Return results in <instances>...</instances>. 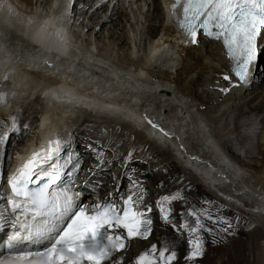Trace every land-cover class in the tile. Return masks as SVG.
<instances>
[{
  "label": "bare ground",
  "instance_id": "1",
  "mask_svg": "<svg viewBox=\"0 0 264 264\" xmlns=\"http://www.w3.org/2000/svg\"><path fill=\"white\" fill-rule=\"evenodd\" d=\"M80 2L86 6L79 5ZM64 5H67L66 0H7V6L0 8V32L8 36L9 49L5 54V44L0 42V79L6 72L10 77L6 86L0 85V91L6 90L10 94L7 103L0 108V119L15 113L17 109L23 110L19 115L22 133L19 144L12 146L15 152L13 157H17L19 151L28 152L31 147L34 150L46 142L52 133L70 127L73 137L69 138L68 148L62 155L72 152L79 159L84 158L72 190L81 192L88 202H103L106 198H118L120 192H128L129 179L122 182L124 169H127V176H135L144 188L147 187L144 177L159 186L155 188L157 190L151 188L153 192H146L144 205H141L151 206L156 213L155 216L150 215L154 220L152 234L147 240L131 242L126 250L115 256H123L124 264H131L135 256L151 245L156 244L160 248L167 241L174 243L177 252V259L172 264H191L185 260L189 251L187 232L180 228H176L175 233H172L171 227V231L162 229L155 201L178 190H182L188 201L185 207H208L202 202L217 201L212 200L211 195L207 197L197 184H193L192 175L185 179L179 176L178 165H171L169 163L174 161L168 160V152L175 151L173 159L179 162L183 160L184 163L186 156V164L193 171L209 175L212 179L211 183L209 181L210 188L224 187L221 189L226 190L230 198L238 200L246 194L242 203L248 216H251L247 217V230L253 227L248 231L241 229L244 214L234 208H225L229 210L227 217L233 223L234 212L240 215L236 235L227 236L226 242L213 244V237L203 232L206 253L194 264H210L219 252L222 253L219 254L221 260H216V264H264V244L259 242L260 237L264 238V233L256 223L261 218L264 226V78H259L264 66L260 69L256 64L252 68L247 85L233 87L236 81L228 82L223 78L231 61L219 42L199 33L197 45L188 43V38L181 37L172 23L165 0H116V4H113V0L108 3L106 0L90 10L87 9L92 5V0H73L68 13L61 11V7H54ZM8 7L12 8L11 12L7 10ZM160 17V23L156 24ZM147 21L145 34L140 31L142 35L138 39L136 29L139 24H147ZM57 27L60 30L58 36ZM148 35L152 37L146 43ZM258 42L257 62L264 56V36L258 38ZM141 48L144 52L142 55L139 53ZM49 49H67L70 53L64 64L65 71L55 77L51 75L55 69L43 67V60L52 54ZM13 51L17 53L16 56L11 55ZM112 53L116 54L115 60H112ZM56 64L59 67L60 61H56ZM73 65L78 66L74 71L66 70ZM222 88L229 91L222 92ZM164 89L176 91L169 96L165 95ZM11 93H15V96H11ZM52 93L63 98L54 100ZM37 100L40 105L36 106L33 103ZM35 110L39 113L30 118L29 113ZM144 116L153 121H163L166 127L171 126L185 147L188 141L186 137L190 134L189 125L194 130L196 128L201 135L198 138L204 141L206 150H201L209 156V163L189 160L177 143L173 145L174 148L167 146L168 151L160 149L157 154L144 150L145 145L152 143L146 139L144 130L150 129L146 127L148 124L143 120ZM97 121H101L102 125H96ZM204 121L217 125L213 135L235 154L243 167L254 170L252 174L256 185L251 189L239 183L235 174L238 169L234 166L230 174L224 173L227 183L220 179L218 173L223 171L220 162V159H224L223 150L209 134ZM222 122L225 133L218 132ZM25 123L31 126L27 135L23 134ZM254 127L258 129L255 134L251 132ZM127 135L129 138L125 139ZM158 135L163 138L160 133ZM86 136H89V140H86L88 143L80 147ZM36 137L41 138L37 141ZM172 140L177 141L175 138ZM140 141L144 144L142 148L139 147ZM209 141L215 145V150ZM132 148L135 149L134 159L125 165L124 158ZM94 150H103L108 160L113 162L110 165L105 162L102 169H94L93 165L97 163ZM146 152H152L149 156L152 160L148 157V165L136 166L144 162ZM244 154L250 157L242 159ZM18 160L19 157L8 166L5 157L0 161L2 172L12 169ZM101 181L103 183L99 185ZM173 185L174 190H168ZM109 193L112 195L109 196ZM0 204L6 205L5 195L0 198ZM183 205L184 201L172 202L174 218L177 211L180 216ZM254 208L261 210L253 211ZM187 219L192 220L191 217ZM204 223L209 229L217 228L211 221Z\"/></svg>",
  "mask_w": 264,
  "mask_h": 264
},
{
  "label": "snow or ice",
  "instance_id": "2",
  "mask_svg": "<svg viewBox=\"0 0 264 264\" xmlns=\"http://www.w3.org/2000/svg\"><path fill=\"white\" fill-rule=\"evenodd\" d=\"M105 2L106 0H101V3ZM113 4H116V0H113ZM6 6L7 0H0V8ZM54 7H61V11L67 12L72 3ZM168 7L172 23L188 38V43L197 45L199 33L220 42L224 54L235 65L236 83L233 87H243L249 83L260 48L258 38L264 36V0H173ZM7 10L11 12L12 8L8 7ZM59 31L57 27V36ZM0 42L5 44L4 52L7 54L8 36L3 32H0ZM48 51L52 54L43 60V67L55 69L51 75L62 74L67 57L70 56L69 51ZM11 55L16 56L17 53L13 51ZM56 61H60L59 67ZM77 67L73 65L66 70L74 71ZM224 79L229 80L230 77L226 75ZM9 80L6 72L0 79V85L6 86ZM220 90L229 91L228 88ZM9 95L6 90L0 91V108L7 103ZM11 96L14 97L15 93H11ZM52 96L54 100L63 98L56 93H52ZM22 111L17 109L15 113L0 119V161L7 157L8 162H11L8 146L11 143L14 147L13 137L19 139L21 136L19 115ZM143 120L163 138L169 141L173 138L180 140L174 132L164 130L147 116ZM30 130V124H23L24 135ZM256 131L258 129L255 127L251 129L253 134ZM72 137L73 133L67 126L52 133L38 150L32 151L14 173L8 176L7 185L11 190V198L7 199L6 205L0 204V227L7 228L10 223L15 233L6 241L0 242V264H124V257H116L115 254L126 250L131 242L147 240L152 234L154 220L149 213L153 209L147 205L142 209L140 207L144 205L147 190L133 175L128 177V194L120 201L106 198L102 203L92 206L76 203V198L82 193L72 189L82 163L72 152L62 155ZM208 143L215 150V145L211 141ZM180 149L188 155L183 143L180 144ZM94 152L97 161L93 165L94 169H102L105 162L109 165L113 162L108 160L103 150ZM134 152V148L128 151L124 158L125 165L134 159ZM189 160L206 163L198 156H189ZM221 163L223 171L218 175L227 183L224 173L230 174L232 166L224 159ZM2 179L0 175V181ZM3 187L0 182V198L4 197ZM178 200L184 201L179 228L189 236V251L185 256L187 262L194 264L205 256L203 232H208L213 237V244L226 242L227 236L236 235L240 219L238 216L237 224H234L228 217L220 215L223 206L216 205L213 201L202 202L208 207H185L188 201L182 190L161 196L155 201L160 214L159 220L163 225L172 224L175 229L170 217L173 212L172 202ZM213 208L216 209L215 213ZM20 216L24 217L23 222ZM188 217L192 220H188ZM206 220L216 225V230L207 228L204 223ZM176 259L174 243L165 241L160 248L156 244L151 245L135 256L131 264H172Z\"/></svg>",
  "mask_w": 264,
  "mask_h": 264
},
{
  "label": "rangeland",
  "instance_id": "3",
  "mask_svg": "<svg viewBox=\"0 0 264 264\" xmlns=\"http://www.w3.org/2000/svg\"><path fill=\"white\" fill-rule=\"evenodd\" d=\"M158 17H159V14L157 15ZM160 19H161V17L158 19L159 21H157V23L156 24H158V23H160ZM141 26V27H140ZM147 27H148V21H147V24H146V22L144 23V25L142 24H139L138 25V28L136 29V31H137V35H138V39H140V36L146 31V29H147ZM145 30V31H144ZM142 32V34L140 35V33L139 32ZM145 34V33H144ZM140 35V36H139ZM151 37H152V35H148L147 36V40H146V43H148L149 42V40L151 39ZM142 40V39H141ZM143 42V40L141 41V43ZM141 46H143V43L141 44ZM113 52V51H112ZM145 52H146V50H145ZM140 54L142 53H144L143 52V48H141V50H140V52H139ZM141 54V55H142ZM112 56H114V58H112V60H115L116 58H115V56H116V54L115 53H112L111 54ZM110 59V58H109ZM264 66V56L261 58V60L258 62V67L261 69L262 67ZM259 78H264V71L262 72L261 71V73H260V75H259ZM173 89V88H172ZM172 91V92H171ZM176 90H170L169 92H168V94H173V92H175ZM168 94H165V95H168ZM169 95V96H172V95ZM173 98V97H172ZM173 100V99H172ZM39 100H37V102H34L33 104H36V106L37 105H40V101L38 102ZM193 102L195 103V104H199L198 103V101L197 100H193ZM35 107V105H33V108ZM40 108V107H39ZM35 109V108H34ZM39 112H37L36 110L35 111H33L32 113H29V114H31V116H30V118H32V117H34V116H36V114H38ZM34 114V115H33ZM204 123H205V125H206V129L208 130V132H210L209 134H211L212 135V137L214 138V140L218 143V145L222 148V150H223V152H224V154L229 158V160H231L234 164H236V166H237V168H238V176H237V180L239 181V183H243V184H245L244 186H246V188L247 189H251V187H253L254 185H256V180H255V176L252 174L253 172L252 171H254V170H250V169H246L245 167H243V165L238 161V158H236V156H235V154H233L231 151H229L227 148H225L223 145H222V143L220 142V140H219V138H217V136H215V135H213V130L217 127V125H213V124H210V123H207V122H205L204 121ZM95 124L96 125H102V123H101V121H97V122H95ZM223 124H224V122H222V125H220L219 127V129H218V132H224L225 133V130L226 129H223ZM190 126V131H189V133L190 134H188L187 135V140L188 141H186L185 142V144H186V146L187 147H192L194 150H198L199 148L200 149H205V144L203 145V143H204V141H202V140H200L199 138H198V136L199 137H201V135L199 134V132H198V130L195 128V130H194V128L193 127H191V125H189ZM102 129V128H101ZM221 129V131H219ZM192 132V133H191ZM84 136V135H83ZM129 138V135H127L126 137H125V139H128ZM25 138V137H24ZM37 138V137H36ZM35 138V139H36ZM41 137H38L37 138V141L40 139ZM85 140H84V142L82 143V145H80V147H84L87 143H88V141H86V140H89V136H86V137H83ZM190 138V139H189ZM13 139H15V146L17 145V144H19V141H18V139H16L15 137H13ZM34 139V140H35ZM198 139V140H197ZM34 140L31 142V143H33L34 142ZM31 141V140H30ZM200 141H201V143H200ZM193 143V144H192ZM198 143H200V144H198ZM11 144V143H10ZM150 145H145L144 146V144H143V142H139V147H143L144 146V150L145 149H147V151H150V150H152V152L153 153H155V154H157V152H159V150L160 149H165L166 151H168L169 149H167V148H163V147H156L153 143H149ZM151 144L153 145V146H151ZM189 145V146H188ZM200 145V146H199ZM20 145H18V147H19ZM146 147V148H145ZM151 147H153V148H151ZM10 149H8V151H10L11 152V162L12 161H14V160H16L18 157H19V159L21 158V157H23L26 153H28L29 151H31L32 150V147H31V150H29L28 152H25V151H19V152H17V157H13V155L15 154V152H13V149L14 148H12V145H10V147H9ZM11 149H12V151H11ZM154 150V151H153ZM206 150V149H205ZM152 152H146L145 154H144V156H145V160H144V162L143 163H139L138 165H136V166H143V165H148V163H149V161L147 160V158L151 155V153ZM171 152V151H170ZM170 152H168V160H171V161H174V162H172V163H169V164H171V165H178V170L181 172V173H179L180 175L179 176H182V178H186V177H188V176H191V179H192V182H193V184H197L201 189V191L204 193V194H206L207 195V197L209 196V195H211L212 197H213V199L212 200H215V201H217V202H215V204L216 205H222L223 206V209L221 210V212H220V215H223V216H225V217H227L228 216V214L226 213L227 211H229L228 209L226 210L225 208H234L236 211H239V212H241V213H243L244 214V224L240 227L241 229H243V230H247V225H249L248 223V218L247 217H251V216H248L249 214H248V212H247V209H246V207L243 205V203H242V201H244L245 200V198H246V194H244V195H242V198L240 199V200H238V199H234V197H229L227 194H226V190H222L221 188H224V187H220V188H210L209 187V185H207L205 182H203V180H202V178H200L197 174H193L189 169H185V168H183L182 169V165L179 163H177L176 162V160H174L173 159V154H171ZM141 153H143V152H141ZM140 153V154H141ZM239 157H241V156H239ZM250 156L249 155H243L241 158L242 159H248ZM149 160H152V158L151 157H149ZM80 161L82 162V161H84V158H81L80 159ZM7 162V165L8 166H11L13 163H9L8 162V160L6 161ZM124 179H122V182H124V181H126L127 179H128V177H129V175L127 176V169H126V171H125V169H124ZM125 172H126V174H125ZM128 173H130L129 171H128ZM242 173V174H241ZM240 174V175H239ZM240 176V177H239ZM105 178H107V176H104ZM153 177V176H152ZM193 177V178H192ZM239 178V179H238ZM144 181L147 183V187H146V189H147V191H148V193L149 192H153V188H154V190H157L158 188H159V186H157L156 184L154 185L153 184V182L151 181V180H149V178H147V177H144ZM104 182H105V180H104ZM102 181L100 182V184L99 185H102ZM152 183V184H151ZM175 185H173L172 187H170V188H168V190H174L173 189V187H174ZM152 188V189H151ZM155 188H157V189H155ZM229 188V187H228ZM221 189V190H220ZM122 189H120V191H121ZM221 193V194H220ZM224 194H226V195H224ZM225 196V197H224ZM210 197V196H209ZM234 200H233V199ZM219 201V202H218ZM240 201V202H239ZM214 202V201H213ZM242 209V210H241ZM213 210H214V213H215V211H216V209L215 208H213ZM247 212V213H246ZM179 211H177V216L174 218V216H172V213H171V216L172 217H170V219L172 220V222H173V224L175 225V229H174V227H173V225L172 224H170L169 226H165V225H163L162 224V229L164 228V230H169V231H171L169 228L171 227L172 229H173V232L172 233H175V231H176V228H178L179 229V224L181 223V221H180V216H179ZM155 212L154 211H152L149 215H152V216H155ZM160 215V214H159ZM158 215V216H159ZM259 215V214H258ZM239 217L240 215H238L237 213H235L234 212V224L236 223V217ZM243 217V216H242ZM260 217V216H259ZM240 218V217H239ZM260 220V221H259ZM256 223L257 224H259V225H257V226H259L260 228H261V232L262 233H264V226L262 225L263 224V222L261 221V218L259 219ZM248 222V223H247ZM249 227V226H248ZM253 227H251V228H249L248 230H251ZM247 230V231H248ZM179 232V231H178ZM259 242L261 243V245L262 244H264V238L263 237H260L259 238ZM221 246H223V244H221ZM262 250H263V252H264V246H262ZM179 251V250H178ZM219 254L221 255L222 253L221 252H219ZM218 254V257H214V258H212V261L210 262V264H216V260H221V256ZM220 257V258H219ZM218 258V259H217ZM223 262V261H222ZM223 264H226V263H223Z\"/></svg>",
  "mask_w": 264,
  "mask_h": 264
}]
</instances>
